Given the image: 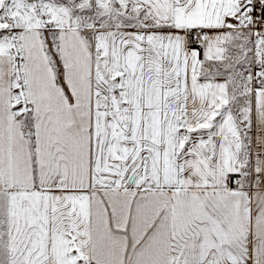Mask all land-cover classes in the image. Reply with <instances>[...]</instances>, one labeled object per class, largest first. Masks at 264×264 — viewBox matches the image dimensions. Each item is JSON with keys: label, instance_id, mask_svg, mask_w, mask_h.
I'll use <instances>...</instances> for the list:
<instances>
[{"label": "snow or ice", "instance_id": "snow-or-ice-1", "mask_svg": "<svg viewBox=\"0 0 264 264\" xmlns=\"http://www.w3.org/2000/svg\"><path fill=\"white\" fill-rule=\"evenodd\" d=\"M0 264H264V0H0Z\"/></svg>", "mask_w": 264, "mask_h": 264}]
</instances>
